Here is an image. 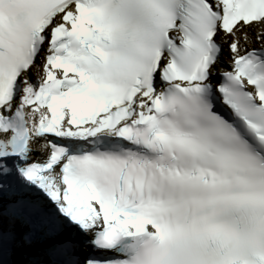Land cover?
<instances>
[{
  "label": "snow or ice",
  "instance_id": "obj_1",
  "mask_svg": "<svg viewBox=\"0 0 264 264\" xmlns=\"http://www.w3.org/2000/svg\"><path fill=\"white\" fill-rule=\"evenodd\" d=\"M0 264H264V0H0Z\"/></svg>",
  "mask_w": 264,
  "mask_h": 264
}]
</instances>
